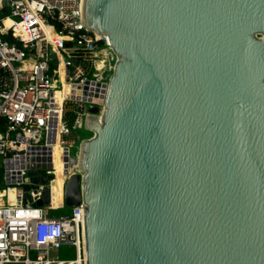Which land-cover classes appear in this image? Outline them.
<instances>
[{
	"label": "water",
	"instance_id": "1",
	"mask_svg": "<svg viewBox=\"0 0 264 264\" xmlns=\"http://www.w3.org/2000/svg\"><path fill=\"white\" fill-rule=\"evenodd\" d=\"M84 25L118 57L65 189L87 264H264V0H84Z\"/></svg>",
	"mask_w": 264,
	"mask_h": 264
},
{
	"label": "built area",
	"instance_id": "2",
	"mask_svg": "<svg viewBox=\"0 0 264 264\" xmlns=\"http://www.w3.org/2000/svg\"><path fill=\"white\" fill-rule=\"evenodd\" d=\"M117 62L109 36L84 25V0H0V264H87L85 205L53 212L82 174L66 139L104 110Z\"/></svg>",
	"mask_w": 264,
	"mask_h": 264
},
{
	"label": "rangeland",
	"instance_id": "3",
	"mask_svg": "<svg viewBox=\"0 0 264 264\" xmlns=\"http://www.w3.org/2000/svg\"><path fill=\"white\" fill-rule=\"evenodd\" d=\"M93 137V134L91 132H88L86 130H78L77 132L73 133L71 137H69L67 140V144L70 147L71 150V157H75L77 154L80 153V146L81 142L86 139H91ZM70 212V209H66L64 211L60 212H53V216L55 217H61L63 215H68ZM54 257H59L60 259H68V258H73L67 257V254L64 253L63 251L59 252H54L53 253Z\"/></svg>",
	"mask_w": 264,
	"mask_h": 264
},
{
	"label": "bare ground",
	"instance_id": "4",
	"mask_svg": "<svg viewBox=\"0 0 264 264\" xmlns=\"http://www.w3.org/2000/svg\"><path fill=\"white\" fill-rule=\"evenodd\" d=\"M107 56V54L105 55V57ZM67 91V86H65V92ZM62 185V181L61 178H59V180L54 184V192L57 193L59 196H61V186Z\"/></svg>",
	"mask_w": 264,
	"mask_h": 264
},
{
	"label": "trees",
	"instance_id": "5",
	"mask_svg": "<svg viewBox=\"0 0 264 264\" xmlns=\"http://www.w3.org/2000/svg\"><path fill=\"white\" fill-rule=\"evenodd\" d=\"M2 172L0 171V186H1V183H2Z\"/></svg>",
	"mask_w": 264,
	"mask_h": 264
}]
</instances>
